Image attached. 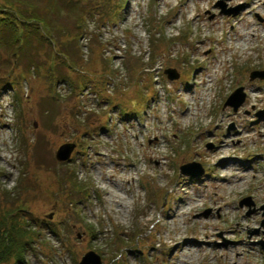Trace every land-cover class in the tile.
I'll return each mask as SVG.
<instances>
[{
    "label": "rangeland",
    "instance_id": "1",
    "mask_svg": "<svg viewBox=\"0 0 264 264\" xmlns=\"http://www.w3.org/2000/svg\"><path fill=\"white\" fill-rule=\"evenodd\" d=\"M12 1L54 42L0 47V264H264V0Z\"/></svg>",
    "mask_w": 264,
    "mask_h": 264
},
{
    "label": "trees",
    "instance_id": "2",
    "mask_svg": "<svg viewBox=\"0 0 264 264\" xmlns=\"http://www.w3.org/2000/svg\"><path fill=\"white\" fill-rule=\"evenodd\" d=\"M0 2H2L0 3V47L9 46L11 44L14 48H21L24 36V30L22 28L27 29L30 34H38V36L41 38L43 35L39 32L37 24L42 25V27L46 30L49 28L45 20L38 16L34 7L30 13L25 14L23 11L16 9L12 0H0ZM18 2L19 4L24 3L20 0H18ZM28 6L32 5L29 4ZM87 15H91V11H89ZM44 36L43 38L45 39V41H49L51 43L54 42V40L50 39L45 34ZM7 81L10 82V80L8 79ZM8 83H4L3 87L10 86V84ZM121 113L123 114V116L125 115L124 110H122ZM4 229L6 230H4V233L0 236V250H3L9 256L10 254L15 253V257L19 262L24 252V246H26V243L21 241L24 236H22V234H24L26 231L24 230V232L21 230H13L7 228Z\"/></svg>",
    "mask_w": 264,
    "mask_h": 264
},
{
    "label": "water",
    "instance_id": "3",
    "mask_svg": "<svg viewBox=\"0 0 264 264\" xmlns=\"http://www.w3.org/2000/svg\"><path fill=\"white\" fill-rule=\"evenodd\" d=\"M238 11H239V7H237L236 9H233V11L229 10L226 13L236 14ZM165 73L168 75V78L170 80H174L177 78V74L173 70H167ZM255 78H259V79L264 78V72L255 71V72L250 73V79L252 80ZM243 100H244V95L242 93V90L238 89L232 95L228 97L225 103V106H231L233 107V110L235 111L242 104ZM208 147L211 148V145H209ZM72 149H73V145L71 144H64L60 146L55 154L56 159L60 162L68 160ZM195 165L197 164L191 163V164L181 166L179 168L180 173L183 175L187 174L193 177L201 175L203 172L202 170H199L197 172L188 171L189 167H194ZM245 202L248 203L247 200ZM240 204H242V202ZM261 245L264 247V242L261 243ZM79 264H101V261L97 254H95L93 251H89L82 257Z\"/></svg>",
    "mask_w": 264,
    "mask_h": 264
},
{
    "label": "bare ground",
    "instance_id": "4",
    "mask_svg": "<svg viewBox=\"0 0 264 264\" xmlns=\"http://www.w3.org/2000/svg\"><path fill=\"white\" fill-rule=\"evenodd\" d=\"M242 13L243 12H240L239 15L234 16L231 20L227 19L226 22H224V23L227 25V27H230L234 23H236L235 27H232L230 29L229 34H230V36L234 35V38L236 41H241V42H243L244 46H246V43H248V41L250 40L248 38V36L251 35L252 37H257V33H256L255 29L251 28V26H249L247 24H246L247 26H243L244 24L241 23V21H243V19L240 20V16L243 15ZM240 30L243 32H241ZM231 39H233V38H231ZM261 90L262 91H259V90L257 91V89H251V95L248 96V101L249 102L255 101L259 97L258 94L264 91V88H262ZM257 92H259V93H257ZM223 147H224V145L221 147L218 146V147H216V149L219 150ZM220 162L222 163L223 167L226 168L227 164L230 162V159L226 158V157H221ZM23 230H25L26 232L28 231V229H23ZM169 247H171V245Z\"/></svg>",
    "mask_w": 264,
    "mask_h": 264
}]
</instances>
